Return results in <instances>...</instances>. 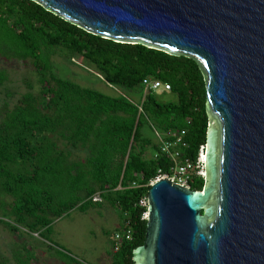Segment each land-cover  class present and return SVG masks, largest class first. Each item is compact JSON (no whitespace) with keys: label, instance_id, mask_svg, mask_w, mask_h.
<instances>
[{"label":"trees","instance_id":"1","mask_svg":"<svg viewBox=\"0 0 264 264\" xmlns=\"http://www.w3.org/2000/svg\"><path fill=\"white\" fill-rule=\"evenodd\" d=\"M0 41L4 49L31 57L41 71L40 95L25 93L0 121V192L14 197L16 222L50 233L53 217L76 207L86 211L97 204L92 197L102 190V198L117 206L122 217L126 212L134 229L133 238L113 253L112 264H135L134 251L144 244L147 230L144 209L135 203L150 189L146 184L158 169L170 167L168 158L145 157L157 144L143 135L144 126L161 132L187 127L185 152L193 160L207 141V88L197 60L104 38L36 0H0ZM55 46L83 55L106 82L130 92L143 88L148 76L169 82L177 100L163 101L150 91L141 111L126 95L61 78L50 71L48 53L42 51ZM59 139L87 148L88 157L70 161ZM131 181L139 185L131 188ZM205 184L196 178L191 188L202 190Z\"/></svg>","mask_w":264,"mask_h":264},{"label":"water","instance_id":"2","mask_svg":"<svg viewBox=\"0 0 264 264\" xmlns=\"http://www.w3.org/2000/svg\"><path fill=\"white\" fill-rule=\"evenodd\" d=\"M104 38L197 60L210 120L202 190L146 193L135 264H264V0H36Z\"/></svg>","mask_w":264,"mask_h":264},{"label":"rangeland","instance_id":"3","mask_svg":"<svg viewBox=\"0 0 264 264\" xmlns=\"http://www.w3.org/2000/svg\"><path fill=\"white\" fill-rule=\"evenodd\" d=\"M42 51L48 53L50 71L61 78L104 93L123 94L136 102L144 94L143 88L130 92L109 84L92 61L65 46ZM40 77L41 71L31 57L4 49L0 41V121L25 93L40 95ZM158 94L163 101L177 100L176 94L163 89H159ZM209 124L217 127L210 115ZM155 130L154 125H146L143 135L156 143L159 139ZM58 142L70 153V161L85 160L89 155V150L80 145L67 144L62 139ZM153 151V147H149L145 157L151 158ZM101 191L92 197L97 204L86 211L76 207L67 214L53 217L50 233L43 232V228L35 231L18 224L12 212L14 197L0 192V264H103L102 254L107 264H112L113 234L122 226V214L117 206L102 198Z\"/></svg>","mask_w":264,"mask_h":264},{"label":"built area","instance_id":"4","mask_svg":"<svg viewBox=\"0 0 264 264\" xmlns=\"http://www.w3.org/2000/svg\"><path fill=\"white\" fill-rule=\"evenodd\" d=\"M142 86L144 89V94L140 102H134L141 111L142 102L145 99L148 92L152 91L158 93L159 89L165 91H170L172 89L169 82L163 81L155 77H146L142 81ZM188 124L191 119H187ZM158 137L157 149L153 151L152 158L159 159L162 157L168 158L170 162L169 171L163 172L162 168L158 169V175L151 179L146 186L151 187L157 180L162 178H167L173 183H178L180 185H185L191 188V184L196 178H204L206 180L207 174L205 173V148L206 144H203L199 148L198 156L196 160L191 159L186 155V149L189 147L186 135L188 132L187 127L181 129H169L167 131L161 132L160 130H155ZM143 178L142 174H137ZM129 187H137L139 184L137 181L128 182ZM122 188V186H119ZM149 191V190H148ZM147 191V192H148ZM135 206H140L143 208L142 219L147 220L148 218V207L146 206V194L140 197V199L135 203ZM134 229L131 226L128 214L123 213L122 226L117 229L113 234V252L120 250L124 242L130 241L133 238ZM84 264H90L84 262Z\"/></svg>","mask_w":264,"mask_h":264},{"label":"crops","instance_id":"5","mask_svg":"<svg viewBox=\"0 0 264 264\" xmlns=\"http://www.w3.org/2000/svg\"><path fill=\"white\" fill-rule=\"evenodd\" d=\"M101 257H102V263L107 264V258L105 257V255L102 254Z\"/></svg>","mask_w":264,"mask_h":264}]
</instances>
